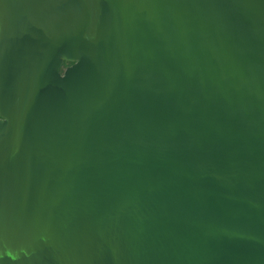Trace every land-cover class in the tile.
I'll use <instances>...</instances> for the list:
<instances>
[{
	"label": "water",
	"instance_id": "1",
	"mask_svg": "<svg viewBox=\"0 0 264 264\" xmlns=\"http://www.w3.org/2000/svg\"><path fill=\"white\" fill-rule=\"evenodd\" d=\"M0 264H264V0H0Z\"/></svg>",
	"mask_w": 264,
	"mask_h": 264
},
{
	"label": "flooded vegetation",
	"instance_id": "2",
	"mask_svg": "<svg viewBox=\"0 0 264 264\" xmlns=\"http://www.w3.org/2000/svg\"><path fill=\"white\" fill-rule=\"evenodd\" d=\"M73 63L72 62H66L65 64H64V68L65 67H68V66H71Z\"/></svg>",
	"mask_w": 264,
	"mask_h": 264
}]
</instances>
